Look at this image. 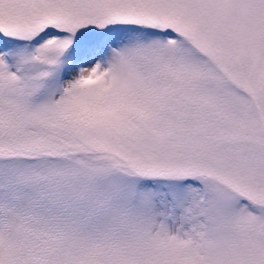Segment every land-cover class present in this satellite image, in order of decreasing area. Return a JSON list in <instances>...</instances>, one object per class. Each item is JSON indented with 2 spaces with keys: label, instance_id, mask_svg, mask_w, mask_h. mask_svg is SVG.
<instances>
[{
  "label": "snow or ice",
  "instance_id": "obj_1",
  "mask_svg": "<svg viewBox=\"0 0 264 264\" xmlns=\"http://www.w3.org/2000/svg\"><path fill=\"white\" fill-rule=\"evenodd\" d=\"M0 264H264V0H0Z\"/></svg>",
  "mask_w": 264,
  "mask_h": 264
}]
</instances>
